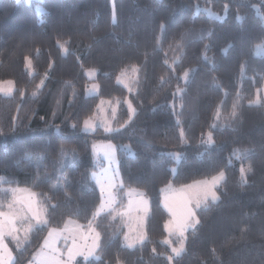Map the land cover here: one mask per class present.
<instances>
[{"label":"trees","instance_id":"obj_1","mask_svg":"<svg viewBox=\"0 0 264 264\" xmlns=\"http://www.w3.org/2000/svg\"><path fill=\"white\" fill-rule=\"evenodd\" d=\"M35 3L41 5L39 14ZM225 4L222 19L194 12L196 5L219 12ZM257 44L262 54H254ZM26 56L32 75L25 66ZM133 65L140 71L130 92L117 83V76L122 69L131 72ZM89 68L96 71L97 95L84 94L88 81L84 70ZM193 68L196 71L189 72L187 82L182 81L184 72ZM45 72L49 77L37 90ZM3 80H10L14 90L11 95L0 94V177L4 178L0 187H9V182L12 187L17 182L31 187L39 168L40 175L47 172L51 179L33 190L48 192L57 183L52 169L59 149L75 150V164L62 171L69 184L49 193L59 205L49 227H62L68 218L86 224L99 203V191L88 175L95 168L91 140L109 139L116 144L124 182L121 203L127 189L140 190L148 199L145 241L125 246L124 221L117 217L110 222L105 215L98 229L104 241L97 253L100 259H77L74 264H169L168 247L162 243L169 214L160 203L161 189L209 178L221 170L226 178L217 188L219 201L196 210L200 223L187 231L184 251L171 264H264V102L249 103L264 83V0H113V4L0 0ZM126 96L137 112L123 128L110 133L97 128L92 135L82 132L83 121L95 112L100 98L121 101L115 124L124 125L129 118L122 101ZM234 102L238 115L228 123L224 118L230 117ZM218 106L222 119L211 128ZM205 132L212 133L213 143L202 149ZM245 150L250 151L245 155ZM172 151L180 155L177 162ZM40 154L45 157L42 161ZM241 168L246 182L241 180ZM117 226L119 231L112 236ZM46 232L47 228L35 231L22 250L7 240L15 264L32 258Z\"/></svg>","mask_w":264,"mask_h":264},{"label":"snow or ice","instance_id":"obj_2","mask_svg":"<svg viewBox=\"0 0 264 264\" xmlns=\"http://www.w3.org/2000/svg\"><path fill=\"white\" fill-rule=\"evenodd\" d=\"M113 23H115V16H113ZM160 28L163 33L165 25L162 23ZM159 46L160 39L158 38L157 47ZM177 47L179 48L180 45L178 44ZM208 47H210V45H205V48ZM223 51H227V49H224ZM24 59L26 69H28L29 75H32L33 70L31 60L27 56ZM203 59L207 60L208 57L204 56ZM177 60L178 58L174 59L173 63H176ZM165 63H167V61H165ZM51 67L52 65L50 64L49 68ZM139 71L140 69L136 65H133L128 83H125V81L121 79V76H127L128 70L122 69L121 74L117 76V83L124 84V87L128 88L131 92L132 89L130 84L137 82L136 74ZM195 71V68L186 71L182 78L187 82L189 72ZM48 77L49 72H45L40 83L36 86L37 90L42 88ZM7 83L10 87L4 88L3 82H0V92H3L5 95H11L13 92V87H11L12 82L8 81ZM68 83L69 82H65V84ZM98 87V85H93L94 89ZM177 91L178 93L183 92L182 89H178ZM37 94L38 92L36 90L32 92L33 97ZM20 95H24L23 89L20 90ZM175 95H177V93H174V96ZM59 103L60 100H57V104ZM69 103L71 104L72 101L70 100ZM103 103L104 101H101V104ZM108 103L111 106V101ZM123 103L127 105L128 121H125V124L120 125L119 128H113L111 126V121L105 117L102 124L106 133L119 131L120 128H123L129 121H131L136 114L137 109L133 106L132 101L125 98ZM249 103L259 104V96L254 101L250 100ZM120 104L121 101L117 99L116 105ZM97 107L100 111H103L100 106ZM237 108L238 102H234L230 117L224 118L225 121L230 123L231 120H234L237 117ZM116 112L117 108L113 106V117L116 116ZM174 114L176 113L174 112ZM53 115H55V113H53ZM95 118L96 113L93 114V117L84 120L83 126L85 130L97 126ZM16 119V117H13V132L15 131ZM221 119L222 114L220 107L218 106L214 113V123L210 125V127L215 128V121ZM179 122L178 119V123ZM71 126L75 128L76 124H72ZM184 135V131L181 129L180 136L182 140L184 139ZM203 135L204 134H202V136ZM206 135V141L202 139V142L211 145L213 143L212 133L208 132ZM93 147L95 148L96 146L94 145ZM100 147L103 150L105 157L111 163L116 146L111 142H108ZM248 151L250 150H245L244 154L246 155ZM74 152L75 150H72L73 156ZM59 153V157L53 161V164L56 166L54 171L57 174V183L52 184L49 187L48 192L33 190L41 184L47 183L51 179L47 172L43 176L40 175L39 168H37V174L32 181L31 187H20L19 182H17L15 187L11 186V182H9V187L7 188L0 187V264H15V257L12 250L8 247L6 240L10 238L15 244L17 250H22L26 243L31 242V234L35 231H43L45 228H47V234L44 236L39 248L33 253V258L29 261V264H74L78 256L83 257L85 260H88L89 257H94L99 260L100 256L97 255V253L104 246L103 233L98 230L100 228L99 221L105 215L110 217V222L114 221L117 217L121 218L126 227L129 226L130 222L134 219L137 228L143 229L144 221L149 216L147 208L148 200L144 198L145 193L139 192L135 189H128L123 193L129 198L127 206L122 207L121 209H117L116 207L120 199L121 190L124 189V182L122 180L118 182L117 179L120 175L118 168L116 170L103 169L100 172L92 171L88 174L89 178L95 182L96 188H98L99 203L94 207L91 215L87 218L86 224H80L69 218L64 221L63 227H49V225L52 224L51 214L59 206L57 203L52 202V196L49 195V193H54L57 189H65L69 184L67 177H61L59 175L64 167V157L69 155V150L61 146ZM26 156L29 159L31 158L30 154H26ZM38 158L42 161L45 157L43 154H40ZM176 158L179 159V156L177 155ZM248 171H251V169H248ZM240 174L241 180L246 182L244 168L240 169ZM225 178V173L221 170L216 175L211 176V178L194 181L192 184L185 186L186 189H191V191L181 198L179 204L170 197H165L163 199V207L167 209L171 216L170 220L165 221L164 230L169 233V236H176L179 241L178 246L175 247H172V241L168 237L162 241V243L168 244L171 247L173 255L167 257L169 264H171L173 256H179L184 251L186 239L184 236L185 231L188 229L195 230L196 226L200 223L199 219L196 217V210L207 208L209 201L212 203L219 201L220 196L216 189ZM3 180L4 178L0 177V181ZM161 192H164V189H161ZM64 195L67 199H71V197H68L67 191L64 192ZM79 211V206H77V215H79ZM134 212L137 213L135 217L132 215ZM141 213L142 215H140ZM117 231H119V226H117L116 231L112 233V236H115ZM133 232H135V235L131 234ZM146 239L147 235L145 232L142 230L136 231V229L129 227L128 232H125L124 234L123 241L127 247L132 248L135 244L143 242ZM61 240L64 242L62 245L64 250H62L61 247H58V242ZM153 251H155V249H153Z\"/></svg>","mask_w":264,"mask_h":264},{"label":"rangeland","instance_id":"obj_3","mask_svg":"<svg viewBox=\"0 0 264 264\" xmlns=\"http://www.w3.org/2000/svg\"><path fill=\"white\" fill-rule=\"evenodd\" d=\"M26 1H31V0H26ZM35 1H39V0H35ZM110 3L111 4H113V0H110ZM35 10H36V12L39 14L41 11H42V8H41V5L39 4V3H35ZM199 10H202L206 15H208V16H211V17H214V18H217V19H222V18H224L225 16H226V12H227V5L225 4L224 6H223V8H222V10L221 11H215V10H213V9H211L210 8V6H201V5H196V7H195V10H194V12H197V11H199ZM259 46V47H258ZM263 53V48H262V46H261V44H257V45H255V47H254V54H256V55H259V54H262ZM188 71V70H187ZM84 73H85V75H86V77H87V79H88V81H87V83H86V86H85V88H84V94L85 95H97L98 94V88H96V89H94L93 88V85H97V83H96V81L94 80V77H95V73H96V71H95V69H92V68H89V69H86V70H84ZM129 74H131V72H128ZM185 73V72H184ZM121 74V73H120ZM119 74V75H120ZM129 74L127 75V76H121V79L122 80H124L125 81V83H128V80H129ZM184 76V74L182 75V77ZM181 77V80L182 81H185L183 78ZM8 81H10V80H3V81H0V82H3V86H4V88H8V87H10V85L7 83ZM123 86H124V84H122ZM11 87H13V90H14V86H13V83H12V85H11ZM86 89H87V94H86ZM128 89V88H127ZM129 91V90H128ZM0 94L1 95H5L3 92H0ZM259 96V98H260V102L261 101H263L264 102V83H263V85H262V87L260 88V92L259 93H257V95H256V97H255V99L254 100H256L257 99V97ZM125 98H127L128 100H130L131 101V99L129 98V96H126ZM124 98V99H125ZM123 99V100H124ZM122 100V101H123ZM253 100V101H254ZM101 101H104V103L103 104H101ZM109 101H111V106L109 105ZM116 101L117 100H109V99H102V98H100L99 99V101H98V104H97V106H100V108L101 109H103V111H100L99 109H98V107H96V110H95V112L94 113H96V118H95V123H96V127L95 128H92V129H88V130H85L84 129V126H83V123H82V126H81V130H82V132H84V133H86V134H93V133H95V131H96V129L97 128H101L104 132H105V130H104V126H103V124H102V121H103V119L106 117L109 121H111V126L113 127V128H119V126L120 125H117V124H115V121H116V117H117V112H116V116L115 117H113V114H112V107L113 106H115L116 108H117V111H118V105H116ZM125 105V107L127 108V105L126 104H124ZM134 106V105H133ZM127 111H128V109H127ZM93 113V114H94ZM93 114L91 115V116H89V117H93ZM89 117H87V118H89ZM84 122V121H83ZM106 133V132H105ZM208 132H205L204 133V135L201 137V140H200V144H202V149H204L205 147H207V146H209V144H207L206 142H202V139L204 140V141H206V139H207V134ZM108 142H111L113 145H115L116 146V144L114 143V142H112L111 140H109V139H92L91 140V144H90V150H91V158H92V161H93V165H94V170H92V171H96V172H100L101 170H103V169H111V170H116L117 168H118V166H117V158H116V147H115V149H114V155H113V158H112V161H111V163H110V161L105 157V155H104V153H103V150L101 149V145H104V144H107ZM96 146L95 148L93 147V146ZM121 147L122 148H124V149H126L129 153H131V150L129 149V147H128V145L127 144H123V145H121ZM65 149H67V150H69V155H67V156H65L64 157V167H63V169L68 165V166H73L74 164H75V152H74V156H73V154H72V149H69V148H65ZM174 154H176V155H174ZM59 155H60V153H59ZM171 155H172V157H173V159L177 162L179 159H177L176 158V156L178 155L179 157H180V155H179V153L177 152V151H172L171 152ZM59 157V156H58ZM57 157V158H58ZM56 158V159H57ZM55 159V160H56ZM55 165L53 164V169H52V176L53 177H55L56 179H57V174H56V172L54 171V169H55ZM63 169H62V171H63ZM172 169H174V165H172ZM62 171L60 172V176L61 177H63V175H62ZM91 171V172H92ZM216 175V174H215ZM209 178H211V177H209ZM118 179V182L120 181V177H118L117 178ZM201 180H203V179H201ZM93 181V180H92ZM198 181V180H197ZM94 182V181H93ZM194 182V181H193ZM193 182H190V183H188V184H185V185H181V186H173V185H171V184H167V185H165L162 189H164V192H161V198H160V203H161V205H162V207H163V203H162V201H163V199L165 198V197H170V198H172L177 204H179L180 202H181V198L182 197H184L185 195H187L190 191H191V189H186L185 188V186H187V185H190V184H192ZM94 184H95V182H94ZM219 187V186H218ZM217 187V188H218ZM98 189V188H97ZM128 190V189H127ZM126 190V191H127ZM135 190H137V189H135ZM139 192H141L140 190H138ZM216 191H217V189H216ZM145 199H147V197H146V195H145V197H144ZM128 196H126V195H124L123 196V198H122V203H121V201H120V199H119V202H118V204H117V209H121L122 207H126L127 206V204H128ZM148 200V199H147ZM119 203H121L122 205H119ZM193 207H194V205H193ZM147 208H149V202H148V205H147ZM163 209L169 214V212L167 211V209H165L164 207H163ZM134 217L137 215V213H133L132 214ZM140 215H142V213L140 214ZM119 218V217H118ZM69 219V218H68ZM71 220H73V221H76L75 219H73V218H70ZM125 219H127V218H125ZM171 219V216H170V214H169V219L168 220H170ZM63 227V226H62ZM129 227H132V228H134V229H136V231H143V232H145V230H144V227H143V229H139V228H137V225H136V222H135V220L133 219L131 222H130V224H129V226H125V223H124V232H123V235H122V240H123V238H124V234H125V232H128V230H129ZM188 230H192V229H188ZM188 230H186L185 231V233H184V236H185V238H186V233H187V231ZM46 234H47V232H46ZM45 234V235H46ZM132 235H135V232H133V233H131ZM166 237H168L171 241H172V247H175V246H178V244H179V241L177 240V238H176V236H169V233L168 232H166ZM165 237V238H166ZM164 238V239H165ZM8 240H10L11 241V239L9 238ZM186 240V239H185ZM43 241V240H42ZM164 241V240H163ZM6 243L8 244V242H7V240H6ZM63 241L61 240V241H59L58 242V247H61L62 248V245H63ZM139 243H141V242H139ZM139 243H137V244H139ZM123 244H124V241H123ZM125 245V244H124ZM136 245V244H135ZM134 245V246H135ZM167 245V247H168V253H166L165 254V256H166V258L168 257V256H170V255H173L172 254V252H171V247L168 245V244H166ZM126 246V245H125ZM8 247L10 248V246H9V244H8ZM185 247V246H184ZM62 250H64L63 248H62ZM14 255V254H13ZM174 257H177V256H173V258ZM32 258H33V256H32ZM32 258L30 259V260H32ZM91 258H94V257H89L88 259H91ZM77 259H83V260H85L83 257H80V256H78L77 258H76V260ZM30 260H28L25 264H29V261Z\"/></svg>","mask_w":264,"mask_h":264}]
</instances>
